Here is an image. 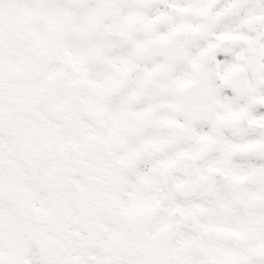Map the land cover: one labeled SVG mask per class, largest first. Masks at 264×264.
Returning <instances> with one entry per match:
<instances>
[{
    "label": "snow or ice",
    "instance_id": "6c2138e0",
    "mask_svg": "<svg viewBox=\"0 0 264 264\" xmlns=\"http://www.w3.org/2000/svg\"><path fill=\"white\" fill-rule=\"evenodd\" d=\"M0 264H264V0H0Z\"/></svg>",
    "mask_w": 264,
    "mask_h": 264
}]
</instances>
